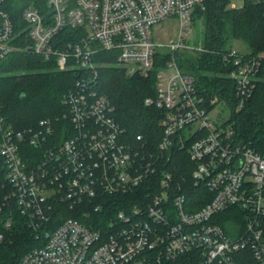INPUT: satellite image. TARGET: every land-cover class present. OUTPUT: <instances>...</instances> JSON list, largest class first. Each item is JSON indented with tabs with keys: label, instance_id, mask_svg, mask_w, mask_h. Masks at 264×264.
<instances>
[{
	"label": "built area",
	"instance_id": "obj_1",
	"mask_svg": "<svg viewBox=\"0 0 264 264\" xmlns=\"http://www.w3.org/2000/svg\"><path fill=\"white\" fill-rule=\"evenodd\" d=\"M44 1V12L22 11L16 34L0 0V60L23 51L58 71L79 72L61 98L60 121L67 125L59 131L49 119L14 130L0 116V158L11 188L4 202L44 241L18 264H264V154L215 126L210 111L220 99L208 98L196 76L178 66L184 54L218 56L229 68L237 112L264 81V50L185 45L207 0ZM245 1L264 11V0ZM166 22L178 23L177 40L155 39L153 28ZM103 52L128 78L155 73V95L144 100L164 112L155 153L140 136L134 144L124 140L110 101L96 89ZM188 141L189 182L167 154ZM117 195H129L130 207L97 227L91 210L111 214L104 199ZM57 206L83 220L54 227L55 214H62ZM223 213L234 218L227 233L217 222ZM10 226V219L3 222Z\"/></svg>",
	"mask_w": 264,
	"mask_h": 264
},
{
	"label": "trees",
	"instance_id": "obj_2",
	"mask_svg": "<svg viewBox=\"0 0 264 264\" xmlns=\"http://www.w3.org/2000/svg\"><path fill=\"white\" fill-rule=\"evenodd\" d=\"M229 2L230 0H207L203 10H196L194 18L204 28V46L209 50H222L232 41L238 40L252 54L263 51L262 5L245 1L240 8H228ZM29 6L45 11L44 0H5L3 4V10L8 14L16 34L23 30L21 14ZM21 46L24 47V44ZM109 57L108 53L98 54V59L105 62V65L98 70L96 89L110 101L115 121L125 130L124 140L134 144L136 137L140 136L145 146L155 153L162 134L159 122L164 112L144 104L146 98H153L155 95V73H151L148 78H128L122 69L114 66ZM178 66L196 76L198 88L208 98L217 96L229 103L232 110V141L264 154V81L258 82L252 97L239 112H235L237 100L234 85L226 77L229 68L218 56L204 53L191 58L184 54L181 55ZM78 75V71H58L52 62L23 51L10 54L0 60V116L14 130L35 127L40 120L49 119L54 123L55 131H59L60 126L67 125L65 121H60L65 111L61 98ZM57 121L59 124H56ZM190 142H186L184 148L174 144L167 153L175 156L176 163H179V173L188 178V182L193 168L187 157ZM193 189L190 194L196 192V188ZM10 191L6 168L0 158V233L4 236V241L0 242V264H18L25 254L44 242L43 239L35 238L34 232L27 227L25 219L15 206L4 202ZM104 200L109 205L111 214L93 213L91 210L90 218L96 220L97 227L105 224L108 215L113 217L116 212L126 210L131 205L129 195H117ZM57 207V210H62V214H55L52 223L54 227L67 218L83 220L78 214ZM217 218H220L217 222L227 233L234 218L230 213L219 214ZM7 219L11 220V226L6 230L3 222ZM87 221L85 220L86 223Z\"/></svg>",
	"mask_w": 264,
	"mask_h": 264
},
{
	"label": "rangeland",
	"instance_id": "obj_3",
	"mask_svg": "<svg viewBox=\"0 0 264 264\" xmlns=\"http://www.w3.org/2000/svg\"><path fill=\"white\" fill-rule=\"evenodd\" d=\"M244 0H230L228 8H240L243 5ZM155 39L161 42L167 40H177L179 34V25L175 22H166L153 28ZM161 33L163 34L162 36ZM185 45L189 47L198 48L204 46V28L201 22H198L196 18L192 19V23L188 26V35L183 40ZM230 47L238 50L241 53H248L249 50L246 45L238 40H234L229 44ZM191 58L193 55L189 54ZM238 110L237 112H239ZM220 116L218 121H215L216 116ZM210 117L214 121L215 126L220 128L231 130L232 128V110L231 107L226 104L224 100H220L210 111Z\"/></svg>",
	"mask_w": 264,
	"mask_h": 264
}]
</instances>
